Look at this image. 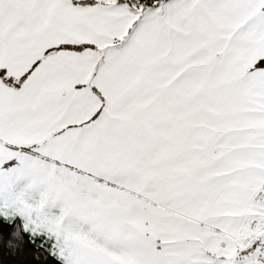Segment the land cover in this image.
Returning a JSON list of instances; mask_svg holds the SVG:
<instances>
[{
  "label": "snow or ice",
  "instance_id": "1",
  "mask_svg": "<svg viewBox=\"0 0 264 264\" xmlns=\"http://www.w3.org/2000/svg\"><path fill=\"white\" fill-rule=\"evenodd\" d=\"M0 264H264V0H0Z\"/></svg>",
  "mask_w": 264,
  "mask_h": 264
}]
</instances>
